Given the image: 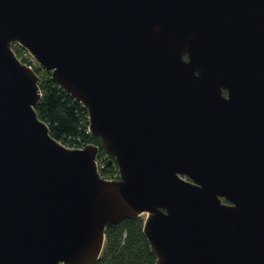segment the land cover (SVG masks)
I'll use <instances>...</instances> for the list:
<instances>
[{
  "label": "water",
  "instance_id": "water-1",
  "mask_svg": "<svg viewBox=\"0 0 264 264\" xmlns=\"http://www.w3.org/2000/svg\"><path fill=\"white\" fill-rule=\"evenodd\" d=\"M14 41L119 178L51 135ZM142 213L155 264H264V0H0V264H95Z\"/></svg>",
  "mask_w": 264,
  "mask_h": 264
},
{
  "label": "trees",
  "instance_id": "trees-1",
  "mask_svg": "<svg viewBox=\"0 0 264 264\" xmlns=\"http://www.w3.org/2000/svg\"><path fill=\"white\" fill-rule=\"evenodd\" d=\"M15 49L17 54L25 50L21 45ZM33 67L41 77L39 84L42 95L36 109L39 116L47 122L51 135L70 147L98 144V157H102L105 162L101 175L118 173V165L107 156L108 152L103 148L101 138L90 131L88 109L56 83L49 71L40 65ZM143 224L142 215L108 224L105 244L95 264H155L157 256L145 236Z\"/></svg>",
  "mask_w": 264,
  "mask_h": 264
},
{
  "label": "built area",
  "instance_id": "built-area-1",
  "mask_svg": "<svg viewBox=\"0 0 264 264\" xmlns=\"http://www.w3.org/2000/svg\"><path fill=\"white\" fill-rule=\"evenodd\" d=\"M12 46L16 52V49L15 48H20V43H18L17 41H14L12 42ZM20 53V52H19ZM19 56V58L25 63H27L28 65L30 64V66L33 67L34 63V56L32 55V53H30V51H28L27 49L24 50V52H21L20 54H17ZM96 164H97V167L99 169V171L101 172V168L104 166L105 162H104V159L102 157H97V160H96ZM118 173H119V170H118ZM118 173H114V174H109V175H103L105 176L106 178L108 179H116L119 174ZM102 174V172H101Z\"/></svg>",
  "mask_w": 264,
  "mask_h": 264
},
{
  "label": "rangeland",
  "instance_id": "rangeland-1",
  "mask_svg": "<svg viewBox=\"0 0 264 264\" xmlns=\"http://www.w3.org/2000/svg\"><path fill=\"white\" fill-rule=\"evenodd\" d=\"M22 46V45H21ZM24 47V46H23ZM25 48V47H24ZM25 49H27V48H25ZM28 50V49H27ZM32 63H34V65L33 66H38V65H40L39 63H38V61L34 58V62H32ZM41 66V65H40ZM42 67V66H41ZM43 68V67H42ZM146 213H142L141 215H142V217H143V219L145 218V215ZM140 215V216H141Z\"/></svg>",
  "mask_w": 264,
  "mask_h": 264
},
{
  "label": "flooded vegetation",
  "instance_id": "flooded-vegetation-1",
  "mask_svg": "<svg viewBox=\"0 0 264 264\" xmlns=\"http://www.w3.org/2000/svg\"><path fill=\"white\" fill-rule=\"evenodd\" d=\"M110 155H112V154L107 153V156H109L111 159H114V156H113V155L110 156ZM118 178H119V177H118Z\"/></svg>",
  "mask_w": 264,
  "mask_h": 264
}]
</instances>
